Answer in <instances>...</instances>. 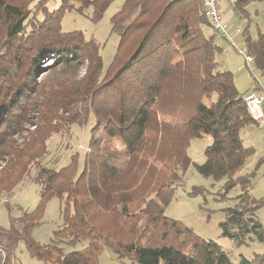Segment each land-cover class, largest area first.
Returning a JSON list of instances; mask_svg holds the SVG:
<instances>
[{"label": "trees", "instance_id": "1", "mask_svg": "<svg viewBox=\"0 0 264 264\" xmlns=\"http://www.w3.org/2000/svg\"><path fill=\"white\" fill-rule=\"evenodd\" d=\"M50 1L0 0V201L10 222L0 225V264L20 242L42 264H99L105 249L137 264H234L215 241L166 215L191 165L227 180V191L241 187L236 206L225 210L222 236L264 243L256 217L264 199L249 192L264 156L255 172L238 175L256 153L241 132L260 126L245 96L260 89L241 93L235 74L222 68L224 48L214 30L206 35L212 26L200 2L124 0L110 20L120 42L105 70L100 44L64 32L61 22L78 5L98 22L115 0H61L51 11ZM253 2L264 0H233L235 15L246 18ZM240 31L246 55L264 74V32L253 39L248 28ZM91 121L82 164L79 151L67 164L52 156L53 136L70 137L74 125ZM207 136L213 142L197 164L189 143ZM28 180L40 188L32 211L9 202ZM53 198L62 204L63 224L43 245L33 232ZM83 242V249L64 250ZM238 264H264V254Z\"/></svg>", "mask_w": 264, "mask_h": 264}, {"label": "rangeland", "instance_id": "2", "mask_svg": "<svg viewBox=\"0 0 264 264\" xmlns=\"http://www.w3.org/2000/svg\"><path fill=\"white\" fill-rule=\"evenodd\" d=\"M123 4L124 0H115L108 7L103 18L98 22L93 21L92 9L80 13L78 5L76 9L67 10L61 22L64 32L80 31L83 32L87 40L94 39L100 44L105 70L108 69L113 61L112 58H114L120 42V36L112 31V22L110 20L120 10ZM60 5L61 0H51L48 7L51 11L58 9ZM246 11L248 13L246 18L236 16L235 13L233 14L236 17L233 21L231 20V29L234 31L239 28L243 31L248 28L250 36L253 39H258L260 33L264 32V2H253L247 6ZM213 32L212 27H208L205 30L206 35H211ZM216 37L219 36L216 34ZM243 40V34H237L233 40L235 41L236 48L229 50L230 55L227 56L228 59L223 53L218 56V60L222 63V68L224 70L230 69V71L235 73L238 91L241 93H245L246 90L248 91L254 81V78H252L254 72L250 74V70L244 66L243 55L239 53V48L245 46V41ZM226 42L229 46L228 41ZM223 60L227 61V65L223 64ZM252 65L254 66V64ZM241 66L245 68L244 72L236 74ZM256 73L258 74L259 72L256 71ZM210 103L211 101H207L208 105ZM92 122H89L84 127L74 125L70 137L68 133L61 134L64 136H53L48 142V150L51 151L52 156L55 158L61 157L62 164H67L69 158L75 155L74 152L79 151L82 164L83 155L91 138ZM241 137L244 139L246 146L254 147L256 150L255 155L238 174L246 175L256 171L257 164L264 156V133L260 130L259 126L253 125L244 128L241 132ZM212 142L213 139L210 136L203 139H192L188 147V156L191 157L193 162L203 164L206 160L204 156L205 149ZM195 168L194 165H191L187 169L181 186L176 189L173 200L166 207V215L183 222L203 239L215 241L216 244H219L227 252L234 264H238L242 257L252 260L255 254H264V243L258 242L255 238L248 240L246 244L239 245L234 240L222 236L220 224L225 220V210L229 207L236 206V197L242 193L241 187L237 186L227 191L225 188L227 180L215 181L211 177L200 175ZM252 179V189L249 192L258 200L264 199V161ZM197 187L203 188V190L200 193L191 194ZM39 195V185L28 180L16 188L9 202L11 206L16 208L21 207L24 210L32 211L39 203ZM1 200H4V198ZM61 210V202L57 198L50 199L46 207L42 225L40 227L38 226L33 232L34 239L39 243L47 245L51 243V240L53 241L55 239L56 231L63 224ZM8 214L7 208L0 205V225L5 228H8L10 225ZM256 217H258L264 226V206L257 211ZM87 245L88 242H83L75 246H65L66 248L64 250L69 253L83 249ZM98 262L99 264H137L128 258H118L109 249L102 250ZM7 264H42V262L33 258L26 251L24 242H20L15 251V256Z\"/></svg>", "mask_w": 264, "mask_h": 264}, {"label": "built area", "instance_id": "3", "mask_svg": "<svg viewBox=\"0 0 264 264\" xmlns=\"http://www.w3.org/2000/svg\"><path fill=\"white\" fill-rule=\"evenodd\" d=\"M200 4L202 5L203 9L206 12V17H208L210 25L212 26V29L215 31V33L225 41H228L229 46L227 49L224 50L225 55H229V49L230 48H236V44L234 38L235 36L232 33V29L230 25L225 21L224 10L222 8L221 2L223 0H198ZM229 1L230 3L233 2V0H224ZM233 4V3H232ZM237 33H241L240 29L237 30ZM239 53L243 55L245 58V61L247 65L254 62L253 57L246 55L245 48H239ZM250 67V66H249ZM250 73L254 71L252 68H249ZM264 94L261 92H249L245 96V104L249 110L250 116L253 117V119L259 123H262L264 121ZM5 201V200H2ZM0 201V205L2 203Z\"/></svg>", "mask_w": 264, "mask_h": 264}, {"label": "crops", "instance_id": "4", "mask_svg": "<svg viewBox=\"0 0 264 264\" xmlns=\"http://www.w3.org/2000/svg\"><path fill=\"white\" fill-rule=\"evenodd\" d=\"M221 4H222V8H223V10H224V15L223 16H225V21L230 25V27L232 26V21L235 19V17L236 16H234L233 14L235 13L234 12V10H233V6H232V3H230L229 1H222L221 2ZM232 20V21H231ZM239 28H237V29H235L234 31L232 30V33H233V35L234 36H236L237 34H239V33H237V30H238ZM217 38V42L219 43V44H221V46L224 48V50L225 49H227L228 48V45H227V42L226 41H224V39H222V38H219V37H216ZM243 48H245V46H243ZM230 49H232V48H230ZM229 49V50H230ZM233 53V52H232ZM230 55V54H229ZM228 55V56H229ZM227 59H228V57H227V55L225 56ZM243 61H244V66L246 67V68H252L253 70L254 69H256V70H254L253 72H254V74H256L255 76H259V77H256L257 78V81H253V85L251 86V88H250V90L257 84L258 86H259V89H260V92L262 93V94H264V74L263 73H261L259 70H257V68H256V66H255V64H254V62H252L251 64H249V66L247 65V63H246V61H245V58L243 57ZM224 62H223V64H225V65H227V61H225V60H223ZM252 64H254V66L252 65ZM243 66V65H242ZM240 67L239 69H238V71L236 72V74H238V73H242V72H244V67ZM227 70H230V69H227ZM256 71H258L259 73L257 74L256 73ZM235 74V73H234ZM251 74V73H250ZM236 84H237V80H236ZM238 88V87H237ZM247 91V90H246ZM264 103V102H263ZM260 124V130L262 131V127L264 126V121L262 122V123H259ZM263 132V131H262ZM264 138V137H263ZM264 141V140H263Z\"/></svg>", "mask_w": 264, "mask_h": 264}]
</instances>
